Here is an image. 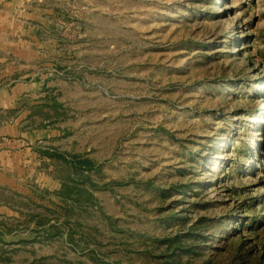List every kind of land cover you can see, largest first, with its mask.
<instances>
[{
    "label": "rangeland",
    "instance_id": "rangeland-1",
    "mask_svg": "<svg viewBox=\"0 0 264 264\" xmlns=\"http://www.w3.org/2000/svg\"><path fill=\"white\" fill-rule=\"evenodd\" d=\"M0 264H264V0H0Z\"/></svg>",
    "mask_w": 264,
    "mask_h": 264
}]
</instances>
